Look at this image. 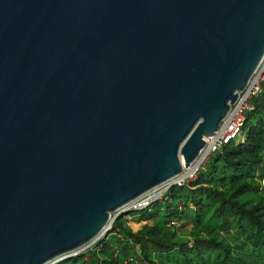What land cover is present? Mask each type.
Returning <instances> with one entry per match:
<instances>
[{
	"label": "water",
	"instance_id": "1",
	"mask_svg": "<svg viewBox=\"0 0 264 264\" xmlns=\"http://www.w3.org/2000/svg\"><path fill=\"white\" fill-rule=\"evenodd\" d=\"M263 56L264 0H0V264L79 253L190 167Z\"/></svg>",
	"mask_w": 264,
	"mask_h": 264
},
{
	"label": "trees",
	"instance_id": "2",
	"mask_svg": "<svg viewBox=\"0 0 264 264\" xmlns=\"http://www.w3.org/2000/svg\"><path fill=\"white\" fill-rule=\"evenodd\" d=\"M250 106L239 137L193 180L116 216L96 245L53 264H263L264 83Z\"/></svg>",
	"mask_w": 264,
	"mask_h": 264
},
{
	"label": "built area",
	"instance_id": "3",
	"mask_svg": "<svg viewBox=\"0 0 264 264\" xmlns=\"http://www.w3.org/2000/svg\"><path fill=\"white\" fill-rule=\"evenodd\" d=\"M264 83V56L256 70L252 73L243 91L238 92L234 104L230 105L229 111L221 121L218 130L212 137L205 138V147L199 154L198 158L188 168H183L182 172L174 179L167 181L165 190L154 189L148 192L147 196L143 195L141 200L134 204H129L125 209L114 215V219L119 214L136 211L147 207L151 202L161 199L162 195L172 186H182L186 182L193 180L197 173L203 168L208 159L215 153L221 151L231 141L236 140L244 123V115L248 110H252L250 101L261 90ZM158 190V191H156ZM113 219V220H114ZM78 254V253H77Z\"/></svg>",
	"mask_w": 264,
	"mask_h": 264
},
{
	"label": "rangeland",
	"instance_id": "4",
	"mask_svg": "<svg viewBox=\"0 0 264 264\" xmlns=\"http://www.w3.org/2000/svg\"><path fill=\"white\" fill-rule=\"evenodd\" d=\"M242 137H240V139H241ZM159 188H160V191L162 190V191H164L166 188H165V185H161V186H159L158 188H155V189H158L159 190ZM154 190V189H153ZM158 190H156V191H158ZM152 191V190H151ZM148 194V193H147ZM147 194H145V197L147 196ZM142 198H139V199H137V200H135V201H133L132 203H131V205L132 204H134V203H137V202H139L140 200H141ZM123 210V209H122ZM121 211V210H120ZM119 212V211H118ZM115 214H117V213H115ZM114 214V215H115ZM114 215H113V217H114ZM111 218V221L109 222V223H111V225L113 224V222H114V218ZM129 224L131 225V227H132V230L133 231H137V230H139V228H140V224H136V223H132V222H129ZM188 225V223H184V224H181V227L180 226H175V229H177V231H178V233H182L183 231H185L186 230V226ZM188 228V227H187ZM189 229V228H188ZM187 229V230H188ZM106 233L105 232H103L102 234H100L99 236H97L95 239H93L92 241H90L89 243H87V244H85L83 247H81L77 252H79V253H83V252H86V251H88L91 247H93L94 245H96L103 237H104V235H105ZM78 253V254H79ZM73 255V254H72ZM71 255V256H72ZM264 264V263H263Z\"/></svg>",
	"mask_w": 264,
	"mask_h": 264
},
{
	"label": "bare ground",
	"instance_id": "5",
	"mask_svg": "<svg viewBox=\"0 0 264 264\" xmlns=\"http://www.w3.org/2000/svg\"><path fill=\"white\" fill-rule=\"evenodd\" d=\"M115 218H116V217H115ZM110 225H111V223L108 224V229H109ZM101 232H102V231H101ZM100 234H102V233H100ZM100 234H98V236H99Z\"/></svg>",
	"mask_w": 264,
	"mask_h": 264
},
{
	"label": "crops",
	"instance_id": "6",
	"mask_svg": "<svg viewBox=\"0 0 264 264\" xmlns=\"http://www.w3.org/2000/svg\"><path fill=\"white\" fill-rule=\"evenodd\" d=\"M133 223V222H132ZM137 224V223H136ZM128 225L131 227V225L128 223ZM132 228V227H131Z\"/></svg>",
	"mask_w": 264,
	"mask_h": 264
}]
</instances>
